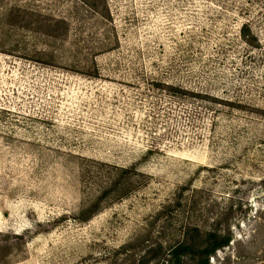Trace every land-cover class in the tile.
<instances>
[{"label":"rangeland","instance_id":"374dc122","mask_svg":"<svg viewBox=\"0 0 264 264\" xmlns=\"http://www.w3.org/2000/svg\"><path fill=\"white\" fill-rule=\"evenodd\" d=\"M195 229L264 264V0H0V264H196Z\"/></svg>","mask_w":264,"mask_h":264},{"label":"trees","instance_id":"16d2710c","mask_svg":"<svg viewBox=\"0 0 264 264\" xmlns=\"http://www.w3.org/2000/svg\"><path fill=\"white\" fill-rule=\"evenodd\" d=\"M197 232L196 241L193 244H178L176 248L172 250L174 254L178 250L186 251L188 248H193L195 251V256L197 257L196 264H209L208 257L212 255L217 249H220L228 244L230 241L229 237L223 236L218 232ZM193 239V238H192ZM179 252V251H178Z\"/></svg>","mask_w":264,"mask_h":264}]
</instances>
